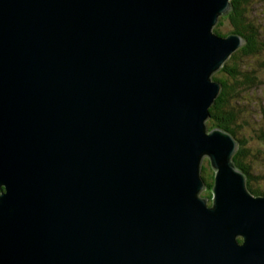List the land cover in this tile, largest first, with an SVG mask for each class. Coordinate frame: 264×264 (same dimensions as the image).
Wrapping results in <instances>:
<instances>
[{
    "label": "water",
    "instance_id": "1",
    "mask_svg": "<svg viewBox=\"0 0 264 264\" xmlns=\"http://www.w3.org/2000/svg\"><path fill=\"white\" fill-rule=\"evenodd\" d=\"M230 8L0 0V264H264V195L205 124Z\"/></svg>",
    "mask_w": 264,
    "mask_h": 264
},
{
    "label": "trees",
    "instance_id": "2",
    "mask_svg": "<svg viewBox=\"0 0 264 264\" xmlns=\"http://www.w3.org/2000/svg\"><path fill=\"white\" fill-rule=\"evenodd\" d=\"M253 1L254 0H232L231 10L226 15L220 16L218 23L212 28L216 34L224 36L226 32H222L220 28L224 22H227L228 26H230V30L227 32L238 33L246 39L245 45L233 52L220 70L212 75L213 80L220 82L221 88L213 104L209 108V118L206 122L208 128L219 126L229 131L236 138H238L236 135L243 125V123L239 124L237 122L239 118L237 116L239 108L236 106V103L238 99H240L241 90L251 88L255 81V76L251 75L252 73L249 74L243 68L241 60L243 56L259 53L260 50L264 49V39H258L261 35L260 25L258 21L254 19L255 16H252L250 13L251 9L249 7ZM233 99H237V101L234 103ZM257 138V140L264 143V129L260 130ZM239 141V148L232 159L246 175L247 188L253 194L264 195V191L258 187L260 182L264 183V173H256L252 164V162L255 161L264 163V157L261 159L254 155L253 158L246 146L247 140H245V137L241 140L239 139ZM208 169H205L201 176L208 189V193L206 194L210 198L209 188L213 183V173L206 174ZM238 239L241 240L240 238Z\"/></svg>",
    "mask_w": 264,
    "mask_h": 264
},
{
    "label": "rangeland",
    "instance_id": "3",
    "mask_svg": "<svg viewBox=\"0 0 264 264\" xmlns=\"http://www.w3.org/2000/svg\"><path fill=\"white\" fill-rule=\"evenodd\" d=\"M231 1L232 0H229L230 3H232ZM249 8L251 9L250 11L251 15L255 16L254 19L257 20L260 25L259 27L261 28V31H260L261 35L260 37H258V39L262 40L264 39V0H254L253 2H251V5ZM220 30H222V32H226L225 35L234 33V32H227L230 30V26H228L227 22H224ZM243 38L245 39V37ZM245 43H246V39L243 45H245ZM239 48L240 47H238L236 50H238ZM241 63L243 65V68L249 74L252 73L251 75L255 76V81H254V85H252L251 88L242 89L240 92V96H239L240 99H238V102L236 103V106L239 108V112L237 115L239 118L237 119V122L239 124L243 123V125L240 128V131L238 132V134L236 135L238 138H236L235 136L234 138L238 143V147H237L238 149L239 143H240L239 139L241 140L243 137H245V140H247L246 146L248 147L249 152L251 153V156H253L254 158V155H255L257 156V158L260 157L262 159V157H264V143L257 140L258 139L257 135L259 134L260 130L264 129V49L260 50L259 53H254V54L252 53V54L243 56ZM233 100H234L233 101L234 103L237 101V99H233ZM207 119L205 121V124H206L207 129L210 130L212 127L208 128L207 123H206ZM216 127H219V126H216ZM252 164L254 166L253 168L256 173H259V172L264 173V163L255 161V162H252ZM205 169H208L206 174L213 173V169L211 168L209 164V160L207 159V156H204L201 160V175H203ZM258 187L262 191H264V183L260 182L258 184ZM206 193H208V189L203 188L200 191L199 195L208 197ZM208 204H209V201H208Z\"/></svg>",
    "mask_w": 264,
    "mask_h": 264
},
{
    "label": "bare ground",
    "instance_id": "4",
    "mask_svg": "<svg viewBox=\"0 0 264 264\" xmlns=\"http://www.w3.org/2000/svg\"><path fill=\"white\" fill-rule=\"evenodd\" d=\"M218 35V34H217ZM240 35V34H239ZM221 36V35H220ZM212 78V77H211ZM213 80V79H212ZM208 159V158H207ZM206 197V196H205Z\"/></svg>",
    "mask_w": 264,
    "mask_h": 264
}]
</instances>
